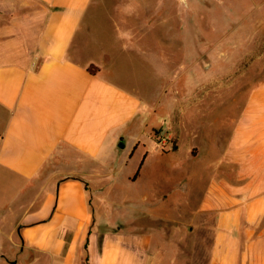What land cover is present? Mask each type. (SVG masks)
Returning a JSON list of instances; mask_svg holds the SVG:
<instances>
[{"label": "crops", "instance_id": "obj_1", "mask_svg": "<svg viewBox=\"0 0 264 264\" xmlns=\"http://www.w3.org/2000/svg\"><path fill=\"white\" fill-rule=\"evenodd\" d=\"M101 5L0 0V264H133V239L151 242L109 230L114 213L103 211L110 202L100 186L115 184L141 150L139 141L119 143L143 100L73 58ZM226 158L237 175L203 180L194 217H215L211 264H264V84Z\"/></svg>", "mask_w": 264, "mask_h": 264}, {"label": "rangeland", "instance_id": "obj_2", "mask_svg": "<svg viewBox=\"0 0 264 264\" xmlns=\"http://www.w3.org/2000/svg\"><path fill=\"white\" fill-rule=\"evenodd\" d=\"M99 1L73 58L143 100L122 136L142 151L100 186L109 230L150 238L148 248L133 239V264H211L215 217L194 214L203 180L237 175L226 151L264 84V0Z\"/></svg>", "mask_w": 264, "mask_h": 264}, {"label": "water", "instance_id": "obj_3", "mask_svg": "<svg viewBox=\"0 0 264 264\" xmlns=\"http://www.w3.org/2000/svg\"><path fill=\"white\" fill-rule=\"evenodd\" d=\"M119 148H125V141L122 140L120 143H119Z\"/></svg>", "mask_w": 264, "mask_h": 264}]
</instances>
